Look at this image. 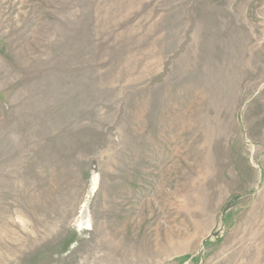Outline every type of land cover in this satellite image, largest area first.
I'll use <instances>...</instances> for the list:
<instances>
[{
	"label": "rangeland",
	"instance_id": "rangeland-1",
	"mask_svg": "<svg viewBox=\"0 0 264 264\" xmlns=\"http://www.w3.org/2000/svg\"><path fill=\"white\" fill-rule=\"evenodd\" d=\"M0 264H264V0H0Z\"/></svg>",
	"mask_w": 264,
	"mask_h": 264
},
{
	"label": "water",
	"instance_id": "water-1",
	"mask_svg": "<svg viewBox=\"0 0 264 264\" xmlns=\"http://www.w3.org/2000/svg\"><path fill=\"white\" fill-rule=\"evenodd\" d=\"M209 238H207L206 240H208Z\"/></svg>",
	"mask_w": 264,
	"mask_h": 264
}]
</instances>
